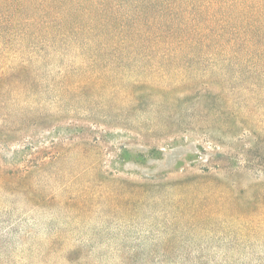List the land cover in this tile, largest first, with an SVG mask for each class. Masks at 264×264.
I'll use <instances>...</instances> for the list:
<instances>
[{"label":"rangeland","instance_id":"374dc122","mask_svg":"<svg viewBox=\"0 0 264 264\" xmlns=\"http://www.w3.org/2000/svg\"><path fill=\"white\" fill-rule=\"evenodd\" d=\"M5 30L0 264H264V108L165 73L134 86L73 50L9 70L47 42Z\"/></svg>","mask_w":264,"mask_h":264},{"label":"trees","instance_id":"16d2710c","mask_svg":"<svg viewBox=\"0 0 264 264\" xmlns=\"http://www.w3.org/2000/svg\"><path fill=\"white\" fill-rule=\"evenodd\" d=\"M7 25L23 27L22 41L47 42L12 48V56L1 58L9 70L15 69L12 58L29 52L73 50L97 68L114 65L124 76L135 71L134 86L151 85L144 75L165 73L184 90L208 82L242 90L245 116L253 121L262 114L264 0H0V36ZM107 56L114 64L97 62ZM27 61L16 68L26 72ZM231 116L242 117L238 111ZM214 194L208 190L205 199Z\"/></svg>","mask_w":264,"mask_h":264}]
</instances>
